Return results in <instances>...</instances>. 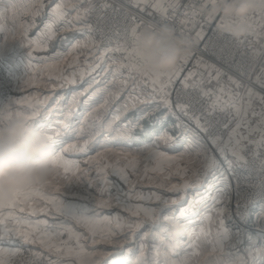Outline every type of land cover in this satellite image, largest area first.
Here are the masks:
<instances>
[{"label":"snow or ice","instance_id":"snow-or-ice-1","mask_svg":"<svg viewBox=\"0 0 264 264\" xmlns=\"http://www.w3.org/2000/svg\"><path fill=\"white\" fill-rule=\"evenodd\" d=\"M133 5L137 8L152 7L157 12L161 13L162 16L167 17L169 9H172L174 12L179 8V0H174L173 3L168 4L167 7L161 3V0H133ZM110 5L104 3L102 8H108ZM45 4L43 0H32L27 6V9H30L31 15L35 17L39 15ZM207 7V4L203 5ZM11 10L13 17L18 15L16 12V5L10 4L6 5L3 8L4 12ZM75 11V7L72 9ZM91 11V10H90ZM196 15L197 13H193ZM187 15V13H185ZM3 12H0V33L4 32L5 26L2 22ZM133 21V25L130 29L129 38L131 44L134 40L136 32L142 27L143 21L136 22L134 16L130 17ZM222 19V17H220ZM187 20H182L181 23H187ZM85 24L87 21L84 17H81L79 12L76 16H71V12L68 10L65 0H58L55 3V7H52L49 12V22L45 23L43 31L37 36L35 40L29 41V44H36L38 47L43 42H47L56 38L57 33L60 31L71 30L76 24ZM24 33H27V30L31 25H22ZM199 33L197 37L199 38ZM125 45H117L115 49H106V51H119L125 52L129 57L134 56L137 61L139 57L136 54L135 50L131 48V51ZM2 46V44H0ZM80 46L78 41L76 45H73V48L69 50L68 54H71L72 51H75ZM94 55V53H91ZM31 55V53H29ZM65 54L57 52L54 56L46 58L56 62L64 57ZM103 53H101V59H103ZM188 57H185L183 60L186 61ZM78 58L74 57V62ZM87 64V60H85ZM47 67L55 69V78L57 80H66L69 83H74V79H69L64 74V69L59 68L55 63L51 65H46ZM69 67L72 65L69 64ZM91 70H95L89 65ZM99 67V65H96ZM127 67L130 70L135 69L139 71L141 69L140 63H130L128 65L120 64L118 67L113 69L114 79L117 74L121 73V69ZM180 69L177 68L171 74H161L157 76L143 74L146 81L152 85L151 93L147 94L144 99H141L140 95L134 94V91L129 93L128 97L124 100L121 108L117 109V112L113 116V121H119L121 119V111H126L128 108L137 107L138 104L148 103L149 101H154L156 104V109L163 106L168 113L175 115V110L178 109L180 112L188 115L187 108L185 104L180 102L179 92H177V100L175 102L171 99V92L169 91L170 86L173 81L179 76ZM261 76L257 77V82L260 83L261 88L264 89V67L261 69ZM73 76L75 73L72 74ZM194 73H189L188 77H185L182 85L184 88H187L188 80L192 77ZM53 73L49 74V79L51 80ZM94 83H99L98 80L94 79ZM91 86V85H90ZM193 87H199V85H193ZM236 87H242L239 83L236 84ZM102 91V89H97V92ZM201 91L203 89L201 88ZM97 92H94L91 96L88 97L84 103L88 104L89 101L95 99ZM221 95L217 96L215 101L212 103V110H219L227 117V122L224 123L225 128H230L225 139L222 135L213 134L209 127L200 123L198 117L192 116L191 120L195 122L196 127L207 134L209 142L212 144L213 148L217 153L220 154L221 158L231 166L233 161L228 160V154L231 153L234 160H242V153L245 150V146L248 144H255L257 149H264V95H259L255 93L252 89L246 90V96L240 95L236 92L229 91L227 94L223 93L221 89ZM204 95H210L209 92H203ZM254 98H257L260 102L261 109L259 114L253 109ZM107 101H105L106 103ZM36 103H43L42 101L37 100ZM29 108L32 109L31 112L18 110L15 115H26L29 119L33 120L39 114V110L35 108L33 104H29ZM154 110L146 109L143 111L142 115L137 116L134 120L127 121L126 123L115 124L113 130L120 129V138L123 140H129L132 138L135 130L139 128L146 136L151 138V143L145 145L146 155L144 158L149 162H155V166L148 167L144 166L143 171L141 172L138 168L139 158L133 156L131 153L116 152L111 148L101 146L102 151H98L95 157H90L89 163L91 166L97 168L98 173L104 178L105 183L106 179V169H111L112 173L118 175L125 183L129 184V192L124 193V196L131 198L132 191L135 188L137 183L142 182H156L158 186L164 187L167 183H170V180L173 176L178 177L182 183L172 184L169 188L170 191L182 192L189 187H196L200 184H203L205 178L212 174L213 178L216 180V183L209 182V196H202L199 201H191L188 204V209L193 208L195 204H200L207 199L213 201L212 211L215 213V220L217 222V236L221 237L224 234L228 235V243L231 247H235L231 242V236L229 230L225 227L223 216L229 210V205L231 204L232 195L230 191V184L227 177L223 172H220V175H215L216 171L219 168V161L215 155H209L207 150L202 148L198 141L193 139L190 143L185 146V151L183 153H178L176 156H169L166 152L160 151L162 147V142L164 147H177L173 142V137L167 129L161 128L157 131L153 128H145L141 123L143 120H148L153 117ZM70 114V113H69ZM249 114L252 116H259L258 121L255 126L251 120L248 119ZM12 117L11 104L8 106V115L7 118ZM4 119V105L0 104V121ZM160 119H166V116L161 117ZM179 121V117H177ZM57 125L63 128H68L70 125L65 124L61 120H57ZM234 126H231L233 125ZM33 126L39 129L42 132L48 134L49 139L53 142L57 149V159L54 161V166L57 168V174L49 182L45 188H33L27 192L19 193L18 198L6 209L0 210V264H13L11 259L6 260L5 249L3 243L7 238V241L10 245L13 246V249H23L30 244H39L41 248L47 249L49 252H55L58 257L67 256L69 260L67 262L57 260L56 262L48 261V264H75V261L82 258L84 255H94L97 254L96 245L97 244H109L113 243L116 240L118 233L124 231L125 228L128 229L132 235L136 234V229H139L143 226L145 220H153L152 228L160 229L162 228L164 232L169 231V224L172 221L180 222L182 218L185 217L188 209H181L179 215H161L159 217V223L156 222V209L151 207H144L140 204L135 206L131 205L129 200L122 199L121 195L115 197L117 207L123 208L126 212L130 213L129 217L122 218L117 215L115 218L104 216L100 217L99 213L95 209H90L86 205L70 203L67 200L58 199L57 196L52 195L51 193H59L60 188L53 184L58 176H63L67 178V175L72 171H79L78 164H74L65 159L64 153L73 151L87 154L89 151L90 141L85 139L84 143L77 147V145H69L68 148H63L62 145L65 143L63 139L60 138V131L58 128L51 127V120L47 116L40 121L33 123ZM176 128H183L184 124L182 121L174 125ZM259 136L258 140L252 139L254 135ZM109 153L115 157L114 163H106L109 159ZM194 154V158H193ZM185 156L188 157L185 160ZM123 161V163H122ZM181 163L183 166L181 167ZM62 169V171H61ZM130 176H135L136 179L133 181L130 179ZM262 187H264V182H262ZM41 189H48L49 194L43 195ZM103 193L105 189H100ZM215 191L216 195L211 196V192ZM34 196H39L38 200L33 199ZM156 200H161V196L153 194ZM236 203L235 209L236 214L242 219L246 218L247 204L241 205V193L239 190L235 193ZM135 198L137 200L146 199L140 194H136ZM83 199V198H82ZM41 201L44 203L41 204ZM108 206L111 207V202L109 201H100L98 207ZM163 210H161L162 212ZM22 213H27V215H21ZM39 213H44L48 215L50 213L57 214L58 217L63 218L59 224H49V222L44 219H31L30 217H35ZM91 213V214H90ZM143 216V219L141 218ZM135 217L136 219H133ZM205 219L211 223L213 221V216H206ZM74 221L77 225L86 230L87 235L83 232L76 231L74 228L69 227L68 223ZM184 227L185 225L181 223ZM204 229H201V233H204ZM67 232L68 239L62 240L60 237ZM210 233V229H209ZM18 238V239H14ZM91 240L93 247L90 251H86V244L82 241ZM72 241H75V245L71 244ZM163 244V241H161ZM190 247L193 249L190 256L199 257L201 252L198 250V245L192 243ZM141 251L144 248L143 242L139 244ZM9 249L8 256L13 257L17 253ZM217 248L214 245L209 257L205 259L204 264H247V262L242 258H232L231 252L227 253L228 259L224 260L222 257L213 261L211 256L216 252ZM156 257L160 255V249L157 247L154 249ZM173 253L174 249L170 250ZM220 251L222 256L224 254L223 250V241H221ZM133 249H128V254L131 255ZM100 254H106L101 252ZM260 254L264 257V249L260 250ZM104 264H107V261H104ZM121 264H126L125 261H122ZM127 264H132V260L128 261ZM155 264H160L157 259ZM165 264H169L168 260H165ZM175 264V262H172ZM182 264H199L198 260L192 258L186 259ZM260 264H264V258L261 259Z\"/></svg>","mask_w":264,"mask_h":264},{"label":"rangeland","instance_id":"rangeland-1","mask_svg":"<svg viewBox=\"0 0 264 264\" xmlns=\"http://www.w3.org/2000/svg\"><path fill=\"white\" fill-rule=\"evenodd\" d=\"M30 3H32V0H5V1L0 0V12H3L2 22L6 29L4 32L0 33V44L3 45L0 46V56H1L0 57V104L4 105V119L3 121H0V123H3L7 119L9 104H11V112L13 110H17V111L23 110L29 112V104H33L35 108L39 110V114L37 115L38 121H40L41 119L47 116V118L51 120V127L59 129L60 138L65 141V143L62 145L63 148H68V146L72 144H75L77 145V147H79L84 143L85 139L90 141L89 151H91L92 149H94V151L90 153L87 152L88 153L87 155L81 156L78 159L79 162L78 161L76 162V156L84 155V153L73 152V151L64 153V157H68L70 159V162L74 164H78L80 170L79 171L74 170L70 172L67 175V178H64L63 176H58L55 178V180H53V184H55L57 187L60 188L59 193H54L57 194L58 199L61 200L69 199L68 202L71 203L74 202V200L77 197H81V194L86 195V197L88 198L90 189L94 187H98L97 178H96L99 177L98 170L96 167L91 166L89 163L86 162L89 161L90 157H95L98 151L103 150L101 146L111 148L116 152H124L126 154L131 153L133 156L138 157L139 160H141L146 155L145 145L151 143V138L148 136L145 137L144 133L141 132L139 128L135 130V133L133 134L132 138L129 140L139 138L141 139V141L138 142L139 143L144 142L145 144L143 145L140 144L138 147L136 146L129 148L112 145L113 143L121 144L122 142L129 141L120 138V129L113 130L115 124L126 123L127 121L134 120L137 116L142 115L143 111L146 109L154 110L153 117L151 119L153 124H155L154 129L157 131H159L158 129H160L162 126L160 120L162 115L166 116L165 126L169 124L176 125L180 121L183 122L184 127L177 128V130H175L176 134L178 135L177 139H179V141L182 140V143L181 144L179 143L178 147L181 148L191 142L193 137H191V133L188 130L189 129L193 130L192 129L194 124L193 120H191L188 115H185L179 110H175V115H173L168 113L167 110L163 108V106L156 109V104L154 101L138 104L137 107L135 108L130 107L126 111L122 110L120 113L121 119L119 121H115V122L113 121L114 114L117 112L118 108H121V106L124 103V100L128 97L129 93L134 91V94L140 95L141 99H144L147 96V94L151 93L152 91V85L146 81L141 69L139 71L132 69L130 74L129 68L124 67L121 69V73L117 74L114 79V74L111 73L112 70L108 71V68L109 67L116 68L121 63L124 65H128L124 63L125 60L121 54L114 55V54H110L113 51H107V54L105 56V61H106L105 65L107 68L102 69L100 73H98V77H97V80L99 81L98 84L94 83V80L92 79L88 81L87 79L90 78H85L87 77V75H85L84 72L82 74H79L77 71H75L74 57H76V54L73 55L71 53L67 55L68 58L66 62H64V64L58 63L57 65L59 68L64 69L65 76H67L69 79L75 80L74 83H69L68 81L63 79L57 80L55 78V69L46 66L51 64L42 63L40 61L32 62L35 61V59L40 54L46 55L45 52L46 48L44 47L45 44L41 43L39 47L36 44H29V41L35 40L37 36L43 31L46 19H44L45 11L33 17L31 15L30 9H27V6ZM86 3L87 6L85 11L87 10L90 4L88 1H86ZM10 4L16 5V12L18 13V15H16L15 17H13L11 10L7 12L3 11L4 6ZM44 4L46 8L47 3ZM252 16L254 17V19L257 16L261 17L260 24L262 23V25H264V13H253L245 17L241 21H244L246 18L251 19ZM239 23L240 21L238 20V24ZM22 25H31V27L28 28L26 34L24 33ZM204 25L215 26L212 23H205ZM204 25L201 26V30ZM85 30H86V26H85ZM260 33H261V38L260 40H258V43L256 45L247 44L245 42H242L241 39L240 42L239 38L232 35V37L238 44H241L249 48L255 47L256 49V57L259 59V61H261L260 62L261 65L253 69L254 74L251 77V79H249L248 81H244V80L235 79L230 76H226L223 74L222 70L219 67L215 66L213 63L206 60H202L200 56H194L190 51H188L187 57L189 56V58L186 61L182 60L181 63L179 64L178 67L181 68L179 76L173 81L172 85L169 88V91L171 92V99L175 97V94L173 92L174 89L173 86L175 85L174 82L177 81L178 79H181L183 82L184 78L189 76V74L184 71V66L188 62L194 63V68L191 71V73H194V75L189 78L188 80L189 86L187 88H184L182 82L180 81L181 83L180 88L189 89L191 84L192 85L195 84L194 82L202 83V80L200 79L201 68H196V63L198 64V66L199 64L206 63V65L208 64L212 65L213 69L218 74L217 76L218 79L221 81V83H224L221 84V86L223 85L225 88L231 86L234 89L233 92H237L238 94H240L241 92H246L247 89H252L255 93L259 95H264V89H262L260 83L257 82V77L262 75L261 69L262 67H264V34L263 32ZM127 48L130 49L132 48V46ZM48 49H52V45L49 46ZM106 49H115V48H103V50ZM29 53H31V55H29ZM130 58L128 60L132 61L131 63H140V61H137L135 57H130ZM109 63H111L112 65H110ZM69 64H71L72 66L69 67L68 66ZM50 73H53L51 80L49 79ZM73 73H75L74 76L72 75ZM92 77H95L94 73L92 74ZM237 83L242 85V87L237 88L236 87ZM98 88L102 89V91L97 92ZM94 92H97L95 99L89 101L88 104H85L84 102L88 100V97L91 96ZM37 100L42 101L43 103L38 104L36 103ZM105 101L107 102L105 103ZM253 109L257 114H259L261 105L257 98L254 99ZM177 117H179V121L177 120ZM248 119L251 121H253L254 119V123H256L259 119V116L258 115L252 116L251 114H249ZM57 120H61L65 124H68L70 126L68 128L60 127L56 123ZM143 121H141L142 124ZM231 126H234V124ZM229 130L230 128H228L227 130L226 128H224L222 132H220L218 135H222L226 139ZM179 134L183 137H181ZM195 135H198L197 137L198 142L201 143L202 141L203 144H209V139H207L206 137L207 134H205L204 132L202 133L199 132V134H195ZM171 136L174 137L175 135L173 136L171 134ZM94 143H96V145ZM97 143H99L98 144L99 147L95 149L96 147H94V145L97 146ZM248 145H255V144H248ZM164 148L165 147L163 146V142H162V147L160 151L166 152ZM173 150L175 149L173 148ZM184 151L185 150H183V152ZM166 153L169 154L168 152ZM211 154L216 156L217 160L219 161V166H221L220 160L222 161V158L220 154L217 153L216 151H211ZM108 155H109V159L106 161V163H114L116 158L113 157L111 153H109ZM193 158H194V154H193ZM187 159L188 157L185 156V160ZM181 165H183V163H181ZM226 168H228V165L224 160L222 161V166L218 169V171H216L215 175L219 176L220 172L224 173L226 171ZM109 171L110 169H108V172ZM238 173L240 174V172ZM173 180H175L176 183L178 181V179L176 178ZM117 182L124 183L123 180H117ZM209 182L216 183V180L213 178L212 174H209L205 178V181L203 183L204 186L202 187V191H203L202 194L199 193L198 196H194L193 194L185 198L186 199L185 209H188L189 202L199 201L202 196L204 197L209 196V189H208ZM228 182L230 185L236 186V188L242 186L240 180L235 181L228 179ZM180 183H182V181H180ZM155 184L157 183L152 182V185ZM171 185L172 183H167L166 186L164 187L169 189ZM124 186L125 184L122 187ZM191 189L192 187L187 188L186 190L181 192V195L186 194ZM41 191H42L41 193L45 195L46 189H41ZM215 195H216L215 191H212L211 196H215ZM33 199L38 200L39 196H34ZM204 202L206 203V205L210 203L211 205L210 207H212L213 201L210 198L203 201V203ZM41 203L43 204L44 202L41 201ZM235 203H236V196H232L231 204L229 205L231 212L230 210H228L223 216L225 227L229 230L231 236V242L232 244L235 245V247L230 246V251H234L235 249H238L241 245L244 246L245 240L248 238V235H250L252 231L254 232V228H255L253 226H250L249 224H247V227L245 226L244 223L245 220L241 219L240 216L236 214L235 206H232L235 205ZM197 205L198 204H195L193 208L188 209L186 215L191 214V212L195 213L196 212L195 208ZM207 209H209V207H207ZM255 209L256 212H258L257 216H259L264 210L263 202L260 203ZM196 214L197 216L194 215L196 216L195 219L194 217L191 218L192 219L191 224H188L187 223L188 221L184 222V224L187 225L185 227L186 230L184 229V233H186L184 241H186L187 239H191V241L196 244V228H195L196 226H198V228L200 229L203 228L205 230L204 234L206 235V238L210 241H215L217 239L222 238L217 236L218 225L215 220V213L212 212L206 213L203 210L197 208ZM209 215L213 216L214 218L211 223L206 222V220L203 219L204 217ZM197 217H201L202 219ZM254 217H255L254 212L252 211L251 215L249 216V221H251V223L253 222ZM259 221L263 225L264 216L258 220V223ZM209 229H210V233H209ZM144 230L145 229H143V231ZM160 234L162 236V241L164 244H162L159 247L161 251H163V247L167 242L168 238H173V235L171 234L170 230L166 233L163 231V229H161ZM224 235H226L228 240V235L227 234ZM71 244L73 246L75 245L73 241L71 242ZM183 245L181 246L185 248L184 242ZM137 246L138 244H135V248ZM39 247L41 246L37 243V244L27 245L23 249H14V251L17 254L13 257H9L8 259H11L13 261V264H48V261L50 260L56 262L58 259L61 260V258H65V256H61L59 258L58 256L51 257L46 252L38 249ZM251 247H252L251 255L252 256L254 255V257L256 256L260 257V255L258 254L259 252H256L258 250L254 251L252 245ZM7 248L8 250H6L5 256H8V251L12 247H7ZM135 248L134 251L136 250ZM262 248L264 247L262 246ZM143 253L145 254L146 250ZM212 257L215 260L217 258L216 253H214ZM228 258L229 257L226 254L224 260H227ZM116 261H123V260H115L113 264H116Z\"/></svg>","mask_w":264,"mask_h":264},{"label":"crops","instance_id":"crops-1","mask_svg":"<svg viewBox=\"0 0 264 264\" xmlns=\"http://www.w3.org/2000/svg\"><path fill=\"white\" fill-rule=\"evenodd\" d=\"M45 1H47V2H45ZM56 2H58V0H43V3H47V7L46 8L44 7V9L41 11V13H43V11H45V18H44V19H46L45 23L49 22V12H50L52 7H55ZM173 2H174V0H161V3H163L165 7H167L168 4L173 3ZM179 2L188 3L190 5L193 13L194 12L197 13L196 15H194V20L192 23V42L193 43L196 44L199 42V39L201 38V26L202 25H204L205 23H212L215 26H217L218 24L221 23L220 16H215V17L209 16L208 8L203 7V5L206 4V0H179ZM65 4L67 5L68 10L71 12V16H76L77 12H79L81 17L85 18V9L87 6L86 0H65ZM73 7H75V9H76L75 11L72 10ZM142 8H143V6H142ZM146 8L151 9L153 11H156L152 7H146ZM238 20L239 19L233 18L230 22L237 24V25H241L246 29L245 34L243 36L239 37V41L241 39L242 42H245L247 44H255L256 45L258 43V40H260V38H261L260 32H263V34H264V25H262V23L260 24L261 17L257 16L254 19V17L252 16L251 19L246 18L244 21L239 20L240 21L239 24H238ZM85 26H86L85 24H79L78 23L71 30L60 31L59 33H57V36L55 39L47 41V42H43V44H45L44 47L46 48V51H45L46 55L40 54L35 59V61H32V62L40 61L42 63H47V64H53V63H55L56 65H58V63L64 64V62H66V60L68 58L67 55H69L68 54L69 50L72 49L73 45H76L77 42L79 41L80 46L75 51L71 52L73 55L76 54V58H78V61L74 62V64H75L74 69L79 74H82L84 72V74L87 75V77H85V78H90V79H87L88 81H90L91 79L97 80L98 73H100V71L102 69L107 68L105 65V62H106L105 56L107 54V51L103 50V48H100L93 40L88 38L86 30H85ZM198 33L200 34L199 38L197 37ZM51 45H52V49H48L49 46H51ZM36 50H37V48H36ZM128 50L131 51V48ZM57 52L65 54L64 57H62L60 60H58L56 62H53L51 60L46 59V58L54 56ZM91 53H94V55ZM101 53L104 54L103 59L100 58ZM110 54H114V55L121 54L122 57H124V60H125L124 63L125 64H130L132 62V61L128 60L130 57L127 56V53H125V52L113 51ZM132 57H134V56H132ZM186 57H187V55H186ZM188 58H189V56H188ZM85 60H87V62H88L87 64L85 63ZM109 64L112 65L111 63H109ZM89 65H91L92 68H95V70L94 71L91 70ZM96 65H99V67H96ZM178 68L181 71V68L180 67H178ZM196 68H201L200 79L202 80L204 92H209L213 101H215L217 96H220L222 94L221 89H223L224 94H227L229 91H234L233 87H231V86L226 87V88L223 85L221 86V84H224V83H221V81L218 79V77H217L218 74L215 72L212 65H210V64L206 65V63H204V64H199V66H198V64L196 63ZM68 69H69V67H68ZM113 69H115V68L109 67L108 71L113 70ZM93 73H94L95 77H92ZM111 73L113 74V71H111ZM240 95L246 96V92H241ZM31 110L32 109L29 108V112H31ZM16 111L17 110L12 111V117L15 116ZM162 117H163V115H162ZM160 120H161V124H162L161 128L169 130V129L174 127V124H169V125L165 126V124H166L165 119H160ZM35 121L36 122L38 121L37 116L33 118L32 123H35ZM252 123H253V126H255L256 123H254V119H253ZM161 128L158 130H161ZM192 129L195 132L193 130H190V129L188 131L191 133V137H193V139L198 141L197 140L198 135H195V134H199V132L202 133V131H200L196 127V125L193 126ZM175 130H177L176 127L169 130V133H171L173 136L175 135L173 137V142L175 143V145L177 147L174 148L175 150H173V148H171V147H165L164 148V150L169 153L168 154L169 156H176L178 153H183V150H185V146L181 147L183 149L178 147V144L179 143L181 144L182 140H180L181 141L180 142L179 139H177L178 135L176 134ZM181 137H183V136H181ZM252 139L258 140L259 139L258 134L254 135L252 137ZM138 141H141V139L136 138L133 140L122 142L121 144L120 143H113L112 145L129 148V147H136V146L138 147L140 144L141 145L145 144L144 142L139 143ZM94 144L96 145V143H94ZM98 144L99 143H97V146L94 145V147H96L95 149H97L99 147ZM199 144L202 148L207 150V152L210 156L213 155V154H211V151H215V149L213 148V146L210 142H209V144H203L201 141V143L199 142ZM92 151H94V149H92L91 151H88V153H90ZM87 154L76 156V162L77 161L79 162L78 159L81 156H85ZM65 159L70 161V159L68 157H65ZM228 160L233 161L231 166H229L227 164L228 165V171L231 174L230 180H235V181L238 180L239 181L240 177H239V173H238L239 171L237 169V165H238L240 160H234L231 153L228 154ZM222 161H224V159H222ZM222 161L220 160L221 166H222ZM145 165H147L148 167H153V166H155V162H149L143 157L141 160H139V164H138V168L140 169L141 172L143 171V168ZM182 166L183 165H181V167ZM221 166H219V168ZM96 178H97L98 187H94V188L90 189L89 197L87 198L86 195L81 194V197H77L74 200V202H71V203L82 204V205H86L90 209H95L96 212L99 213L101 218L104 216L115 218L117 215L121 216L122 218H127V217H129L130 213L126 212L121 207H117V205H116L115 197L119 194V195H121L122 199L129 200L130 204L133 206H135L136 204H140L144 207L155 208L156 209L155 219H156L157 223L160 222L159 217L161 215H172V213H174L175 215H179L180 210L186 208V205H185L186 199L185 198L187 196H191L193 194H194V196H198L199 193L202 194L203 193L202 187L204 186V184L203 185L200 184L196 187H192V189L190 191H188L186 194L181 195V192L170 191L169 189H167L165 187L158 186V184L152 185V183L145 181L142 183H137L135 185V188L132 191V196H131V198H129V197L123 195L124 193L129 192V184H127L125 182L124 183L123 182H117V180H122V179L118 175L113 174L111 169L109 172L107 169V172H106L107 183H105L104 178L100 174H99V177H96ZM175 178L178 179L177 183L175 180H173ZM130 179L134 181L136 179V177L130 176ZM170 181H171L170 183H172V184H179L180 183V179L178 177H175V176H173ZM107 184H109V185H107ZM124 184H125V186L122 187ZM100 189H105V191L102 193L100 191ZM152 193L155 195L161 196L162 199L156 200ZM48 194H49V191H48V189H46L45 195H48ZM51 194L57 196V194H54V192ZM136 194H140L143 197H145L146 199L137 200L135 198ZM65 200H67V199H65ZM109 200L111 202V207H108V206H104L102 208L98 207L100 201H109ZM196 200H198V199H196ZM67 201H69V199ZM210 206H211L210 203L206 205L205 202L204 203L202 202V203L198 204L196 206V208L195 207L194 208H195L196 212H197V208H198V209L203 210L206 213L207 212L214 213L212 211V207H210ZM199 207H201V208H199ZM207 207H209V209H207ZM161 210H163V211L161 212ZM196 212L195 213L191 212V214L185 215V217L181 219L180 223L184 224L185 221H188L187 223L191 224V222H192L191 218L194 217V219H195V217L197 216ZM253 212H254V216H255L253 219V222L251 223V221H249V218H248L247 224L255 227L254 232L252 231L250 233V235H248V238L245 240L244 246L241 245L238 249H235L234 251H230V245L228 243L226 235H222L221 239H217L215 241H210L206 238V235L204 233H201V229L198 228V226H196L195 228H196V244L198 245V250L201 252V255L199 257L193 258L190 256L191 252L193 251V249L190 247V245L193 242L191 241V239H187L186 241H184L185 234H186V233H184V231L180 235H176V236L173 235V238H168L167 242L165 243V245L163 247V251H161L159 246L162 245L161 244L162 236L160 234L162 228L153 229L152 228L153 220H145L143 226L139 229H136L135 235H132V233H130L128 231V229L125 228L123 232L118 233L115 242L109 243V244H97L96 245L97 258L106 260L107 264H113V262L115 260L129 261L131 259L136 258L138 255H140L142 253V258H143L144 264H155L157 259L159 260L160 264H165L166 259L168 260L169 264H172V262H175V264H182V262L184 260L189 259V258H192L194 260H198L199 264H204L205 259L209 257V254L211 253V250H212L213 246L215 245L217 248V250L215 252L217 255L216 259L221 258V257L224 259L226 257V254L231 252L232 258L242 257L247 262V264H260L261 259L264 258L260 254V250L264 249V248H262V246L264 247V235H263L264 224L262 225L260 223V221L258 223V220L264 216V210L262 211V213L259 216H257L258 212H256V209H254ZM22 214L27 215V213H22ZM194 215H196V216H194ZM30 218L31 219H41V220L46 219L49 222V224H59L61 222V220L63 219V218L58 217V215L54 214V213H50L48 215H45L44 213H39L37 216L30 217ZM141 218L143 219V216H141ZM197 218H201V217H197ZM133 219H136V218L133 217ZM203 219L206 220V222H209L207 219H205V217ZM194 221H196V220H194ZM171 223L168 226L169 229H170ZM184 225H185V227L187 226L186 224H184ZM194 225H195V223H194ZM68 226L74 228L76 231L83 232L85 235H87L86 230L83 229L82 227H80L79 225H77L74 221L69 222ZM185 227H184V229H185ZM143 229H145V230L143 231ZM194 232H195V230H194ZM14 239H17V238H14ZM60 239L67 240L68 239L67 232H64V234L60 237ZM5 241L6 242L3 243V245H5V246H3L5 249V252H6V250H8L7 247H12L11 249H13V246L8 243L7 238L5 239ZM221 241H223V250H224L223 256H222V253L220 251ZM141 242H143V244H144V248L142 251L139 248V244ZM183 242L185 243V248L183 247L184 246ZM190 242H191V244H190ZM73 243L75 244V241H73ZM82 243L86 244V251H90L91 248L93 247L92 241L90 239L86 240V241H82ZM135 244H138V246L136 248H135ZM181 245H183V246H181ZM251 245L253 246L254 251L258 250L256 252H259L258 254L260 255V257H258V256L254 257V255L253 256L251 255V248H252ZM157 247L160 249V255L158 257H156L155 251H154V249ZM259 247H260V249H259ZM36 248H37V245H36ZM129 248L133 249V253L131 255L128 254ZM134 248L136 249L135 251H134ZM38 249L46 252L51 257H57V254L55 252H49L45 248H41V247H39ZM172 249L175 250L174 253L172 251H170ZM145 250H146V253L144 254L143 252ZM101 252L106 253V255H104L103 257H100L99 254ZM4 258L7 260L9 258V256H5ZM82 258L88 259V255H84V256H82ZM257 258H258V261H257ZM211 259L213 261L216 260V259L214 260L212 256H211ZM68 260H69V258L67 256H65V258H61V261H64V262H67ZM75 264H80V261L79 260L75 261Z\"/></svg>","mask_w":264,"mask_h":264},{"label":"built area","instance_id":"built-area-1","mask_svg":"<svg viewBox=\"0 0 264 264\" xmlns=\"http://www.w3.org/2000/svg\"><path fill=\"white\" fill-rule=\"evenodd\" d=\"M86 1L90 3L85 11L86 33L100 48H116L118 44L125 45L126 41V47H131L129 34L133 21L130 17L134 16L137 23L143 21L142 26L147 24L170 25L178 35L187 37L190 41L189 51L194 56H200L202 60L213 63L226 76L248 81L254 74L253 69L261 65V61L256 57L255 47L249 48L238 44L232 35L220 31L213 25H204L199 43L193 44L192 23L194 14L186 2H179V8L174 12L169 9L167 17H165L157 11L148 8L141 10V8L135 7L133 0ZM104 3L110 6L102 8ZM182 20L188 22L181 23ZM193 68L194 63L188 62L184 66V71L189 74ZM180 81L182 82L181 79H178L174 82L175 97L172 99L173 102L177 100V92H179L180 102L185 104L189 117H198L200 123L209 127L213 134L222 132L227 117L219 110H212L213 100L210 95L203 94L204 90L201 91L202 83L194 82V85H199V87H193L191 84L189 89H183L180 88ZM193 126H195V122ZM206 137L208 139V136ZM242 156L243 159L237 165L242 186L236 188V186L230 185V191L231 195L235 196L236 191L239 190L242 195L241 205L247 204L246 218H243L247 227V219L252 211L260 203H264V187H262V182H264V149L258 150L256 145H246ZM224 175L230 179L231 174L228 168H226ZM125 262L127 264V261Z\"/></svg>","mask_w":264,"mask_h":264},{"label":"clouds","instance_id":"clouds-1","mask_svg":"<svg viewBox=\"0 0 264 264\" xmlns=\"http://www.w3.org/2000/svg\"><path fill=\"white\" fill-rule=\"evenodd\" d=\"M206 4L209 16L222 17L218 29L237 38L246 29L231 23L233 18L243 20L253 13H264V0H206ZM131 46L139 57L142 73L157 76L171 74L178 68L190 49V41L170 25L147 24L136 32ZM56 159L57 149L48 134L34 127L26 115H15L0 123V210L9 207L19 193L47 187L57 174ZM169 230L174 236L180 235L184 226L174 221ZM104 261L94 254L81 258L80 264ZM132 264H144L142 253Z\"/></svg>","mask_w":264,"mask_h":264},{"label":"trees","instance_id":"trees-1","mask_svg":"<svg viewBox=\"0 0 264 264\" xmlns=\"http://www.w3.org/2000/svg\"><path fill=\"white\" fill-rule=\"evenodd\" d=\"M143 124H144L145 128H153V129H154V127H155V124H153L151 118L148 119V120H144V121H143ZM144 136L146 137L145 134H144ZM144 136H143V139H144Z\"/></svg>","mask_w":264,"mask_h":264}]
</instances>
